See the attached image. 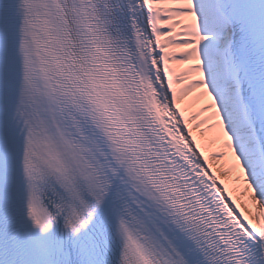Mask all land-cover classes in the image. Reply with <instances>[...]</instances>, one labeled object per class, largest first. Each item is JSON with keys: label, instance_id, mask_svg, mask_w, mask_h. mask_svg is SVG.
I'll use <instances>...</instances> for the list:
<instances>
[{"label": "snow or ice", "instance_id": "6c2138e0", "mask_svg": "<svg viewBox=\"0 0 264 264\" xmlns=\"http://www.w3.org/2000/svg\"><path fill=\"white\" fill-rule=\"evenodd\" d=\"M0 264H264V0H0Z\"/></svg>", "mask_w": 264, "mask_h": 264}]
</instances>
